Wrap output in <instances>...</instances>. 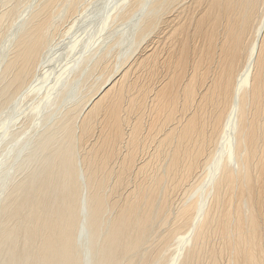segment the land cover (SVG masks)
Segmentation results:
<instances>
[{"label":"bare ground","instance_id":"obj_1","mask_svg":"<svg viewBox=\"0 0 264 264\" xmlns=\"http://www.w3.org/2000/svg\"><path fill=\"white\" fill-rule=\"evenodd\" d=\"M57 1L3 68L16 91L42 87ZM155 2L142 51L119 73L99 60L106 79L70 110L54 165L12 198L0 246L15 264H80L85 209L96 264H264V0Z\"/></svg>","mask_w":264,"mask_h":264},{"label":"rangeland","instance_id":"obj_2","mask_svg":"<svg viewBox=\"0 0 264 264\" xmlns=\"http://www.w3.org/2000/svg\"><path fill=\"white\" fill-rule=\"evenodd\" d=\"M43 1L0 0V223L11 213L12 198L24 200L29 181L40 180L54 165L51 154L66 143L68 128L63 125L70 110L81 107L106 79L99 62L104 57L112 58L119 73L137 56L146 43V37L140 34L143 22L157 12L159 5L155 0H141L124 17L133 0H74L73 9V0L57 1L46 31L47 53L35 74V84L42 87L30 93L28 89L16 91L3 68ZM48 91L51 98L45 96ZM37 103L40 108L34 110ZM75 159L85 198L86 180L78 151ZM88 215L85 209L77 239L80 264H96L101 245V237L92 240ZM12 248L0 246V264H15L8 254Z\"/></svg>","mask_w":264,"mask_h":264}]
</instances>
